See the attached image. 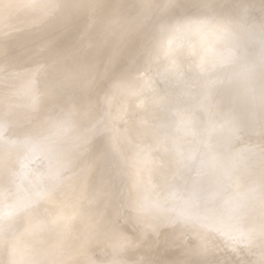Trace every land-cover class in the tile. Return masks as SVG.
Returning a JSON list of instances; mask_svg holds the SVG:
<instances>
[{
  "label": "bare ground",
  "instance_id": "1",
  "mask_svg": "<svg viewBox=\"0 0 264 264\" xmlns=\"http://www.w3.org/2000/svg\"><path fill=\"white\" fill-rule=\"evenodd\" d=\"M76 1L80 6L87 2L20 0L7 10L10 17L18 15L24 33L10 45L0 46L1 69L13 67L22 73L16 81L11 73L7 75L6 91L0 95V129L8 127L0 140V167L10 161L0 173L6 178L7 174L11 176L8 184L3 177L5 184L0 186V192L5 193L0 196V224L4 220L13 230L19 224L31 226L29 233H12L11 254L14 258L18 242H43L40 234L46 232L49 237L57 225L59 235L53 243L67 232L74 237L66 245L61 243L64 246L60 251L59 246L48 247L52 255L40 264H203L206 244L219 236L210 226L242 203L241 197L249 198L245 200L248 208L253 206V191L261 184L258 179L264 177V166L254 172L251 169L252 174L242 169L245 163L264 158V43L260 46L259 41L257 49L251 42L255 34L264 35V0H89L90 7L85 9L88 12L83 14L73 9L71 3ZM104 8L107 11H103L102 20L95 21L96 12ZM30 16H35L37 29L27 28ZM231 16L234 29L223 26L229 22L224 19ZM242 20L261 29L257 33L246 28L249 35L250 31L255 32L245 35L252 37H245L249 43L246 49L240 47L246 40L241 42L240 37L244 36L237 28V22L242 23L240 27L244 24ZM79 24L84 29L78 36L66 32ZM226 28L237 30L235 36L240 41L231 37L232 30L231 36L223 33ZM211 29L219 38L210 42L211 36L208 41L202 38L205 40H200L186 63L188 73L180 75L176 52L195 32ZM38 35L40 38L36 39ZM230 37L241 42L235 47H240L241 55L243 49L250 50L245 57L235 52L239 55L220 67L218 72L225 79L223 85L210 90V99L200 93L201 85L212 81V67L220 62L222 51L230 49ZM68 43L73 45L65 49ZM211 52L210 62L201 64L199 57L202 60ZM53 68L66 70L50 77L48 73ZM160 83L164 87L161 93L155 88ZM189 88H196L198 93L187 95ZM102 90V98L97 100ZM151 101H160L163 106L148 108ZM135 110L138 111L134 115ZM152 119L158 120L157 125ZM194 123L199 132L184 143H176L178 135ZM4 142L24 144L16 155L23 154L26 159L21 163L18 158H5ZM39 144L42 145L38 147ZM27 145L34 147L30 151ZM44 147L58 151L56 159L61 163L83 156L69 178L56 179L60 186L53 178L54 183L48 187H39V175L29 177L32 186L30 181L20 179L24 160L29 161ZM196 148L197 152L201 150L200 156L195 155ZM180 156L181 161L176 162ZM51 188L56 189L47 201L55 204L59 199L61 209L51 216L45 212L40 216L30 214ZM212 189L217 191L213 199L208 195ZM62 190L68 192L64 198L60 197ZM126 191L134 202H140L134 214L122 209ZM163 196L167 205H162ZM203 199L205 205L197 208ZM224 199L228 202L225 206L221 205ZM256 204L259 208L250 212L249 221L261 216L259 212L264 213L260 208L264 194ZM10 212L15 214L7 218ZM60 214L65 218L69 215L70 223L67 219L68 222L57 224ZM75 221L77 225L70 231V224ZM3 228L0 226L4 232ZM257 230L256 241L240 246L239 264L248 261L253 245L264 257V224L258 225ZM180 231L185 237L191 236L195 244L184 247L178 238ZM6 238L0 235L1 246ZM175 242L178 256L186 258L167 256ZM12 255L5 259L11 260Z\"/></svg>",
  "mask_w": 264,
  "mask_h": 264
},
{
  "label": "rangeland",
  "instance_id": "2",
  "mask_svg": "<svg viewBox=\"0 0 264 264\" xmlns=\"http://www.w3.org/2000/svg\"><path fill=\"white\" fill-rule=\"evenodd\" d=\"M19 1L20 0H12V1H9V0H1V2H0V4H1V7H0V46H8V45H10L11 43H13V41L19 39L21 37V35L24 33L23 32V26H22L21 20L18 18V15H15V16H12V17H10V16L7 15L8 8H11L12 6L15 7L16 4L19 3ZM86 1L87 2H84L83 1V4L85 6L84 5L80 6L79 4L77 5V3H80L78 1H76L74 4L71 3V2L70 3L72 4V7L74 6L73 9H77L76 10V13L83 14L84 11L85 12H88V10H85V9L88 8V7H90V3H91L89 0H86ZM91 1L92 2H95L96 0H91ZM111 1H113V0H111ZM111 1L106 0L105 2H111ZM118 7H120V5H118ZM104 10L107 11L105 8L102 9V11H100V12L97 11L93 19H95V17H96L95 21L96 20L101 21L102 20V17L104 16V12H103ZM81 12H83V13H81ZM83 17H85V15H83ZM233 18L234 17L231 16L228 19H224V20L229 21L231 24H229V22H226L227 24L225 23L226 25L224 24L223 26L224 27L228 26V28H229L230 25H231L232 26L231 28L234 29L233 26L234 25L236 26V24H235V22H234L235 20H233ZM29 19H31V20L27 22V24H26L27 28H31V29L36 28L37 21H36L35 16H30ZM231 19L234 22V25H232L233 23L230 21ZM244 21L245 20H242V22H244ZM239 22H237L238 23L237 24V28L239 26L238 31L239 32L240 31L243 32V33L242 32L239 33L240 35L243 34L242 36H244V37H242V38L248 37L249 39H251L252 37L250 38L249 36L253 35V33L255 34V32L258 33V31H256V30H260L261 31V29H258V28L256 29V27L249 26V24H250L249 22L246 24L247 20H246V22H244L243 25H241V27H240L239 24H242V23H239ZM245 24H246L247 27L245 26ZM224 27H222V28H224ZM242 27H243V30L245 29L244 31L242 29L239 30ZM248 27L249 28H253L255 30V32H251L250 31V34L252 33L251 35H249V33H246L248 31V30H246V28L248 29ZM228 28H226V31L223 29L222 30V31H224L223 33L226 32L227 35H230V34L232 35V31H233L234 37H233V35L232 36L230 35V36L233 39H235L236 41H237V39L239 41L241 39V42H243V40H246L247 39V38L242 39L240 37V35H239L240 39L237 38L238 35L235 36V34H237V32H238L236 30V28H235L236 32L234 30H232V29H230L229 31H227ZM83 29H84L83 28V25L82 24H79V25H76L71 31H66V32H71L72 35L78 36L79 34L82 33ZM253 29H249V30L254 31ZM230 31H231V33H229ZM246 34H248L249 36L248 35L245 36ZM259 34H262V32L261 33L259 32ZM256 35L257 34H255L253 36L254 38L252 39L251 42L252 43L254 42L255 43L254 45L257 48V47H259V46H257V43L259 41H261L260 44H259L260 46H261V43L262 42L264 43V35H257V37H255ZM210 36H211V38H209ZM259 36H260V38H258ZM207 37L209 38V42H210L213 39H215L216 37L219 38V35L217 36V32L215 30H213V29L208 30V31L207 30H202V32L201 31L195 32L194 34L191 35L189 42L182 48V50L181 51L179 50L178 52H176V54H177L176 55L177 61H178L179 65H180V67H181V71H179L180 72V75L185 76L188 73L189 68H188V66H187L186 63H188L190 61L191 55L194 52H196V48H197L198 44L200 43V40H205L206 39L205 41H208V38ZM261 37H263L262 38L263 40H261ZM35 38L36 39L37 38H40V35H38ZM202 38H205V39H202ZM227 38H229V37H227ZM232 38H231V40L229 42H231V45H233V47L231 45H229V42H228L227 45L230 47V49H228L225 52L222 51V54L219 55V56H221L220 62H218V59L216 57V61L218 63H221V64L218 65V63H214V65L212 67L213 68L212 71H214V72H212L210 75H213L214 77L212 78V81L210 80L209 82L215 83L216 86L218 84L219 85L220 84L223 85V81L225 79V78H222L221 75L218 72V70H220V67L223 68L222 65H226V64L231 63V59H233V57L236 54L235 52H239L240 55H241V52L242 51H241V49H239L240 47L241 48H244V49L248 48V44L249 43H247L248 42L247 40L245 41L246 44H244L245 42H243V44H244V45L242 44L243 47L240 44L241 42L239 43V41H238L237 43L240 44V47L239 48H236V49H239V50H236L235 47H237V45H236L237 43ZM257 38H258V40H257ZM255 39L257 40L256 42H255ZM232 42H235V44H232ZM56 43H57V41H55L53 43V45L56 44ZM72 45L68 43V44L65 45L64 48L67 49V48L71 47ZM252 45L250 43L249 47L250 46L251 47L254 46V45L253 46ZM244 49H243L244 55H241L240 57H242V56L245 57L246 56V54H245L246 51ZM249 50L246 53H249ZM252 50L254 52L256 49H254V47H253ZM239 53H237L236 56L239 55ZM212 54L213 53L211 52L208 57H207V55H205L202 58V60L200 59L201 57H199V60H200L201 64H204L206 62L205 63V65H206L208 62H210V59L209 58L212 57L211 56ZM28 57H30V56H27L25 58H28ZM199 60L197 59V61H199ZM194 62H195L194 64L196 65V61L195 60H194ZM190 65H193V64H190ZM217 67H218V69H217ZM64 70H66V69H64ZM64 70H60V69H57V68L54 69L53 68L51 70V72L48 73V74H49L50 77H56V76H60L61 75V72H63ZM10 73L13 75L12 76L13 81L18 80L22 76V73L20 71L19 72H16L13 67H11L10 69H8V68H2L1 69V67H0V95H2V93L4 91H6V86L7 85H5V83H4V78L7 75H11ZM189 73H191V71ZM227 76H228V74H227ZM36 80H37V78H36ZM98 86H100V85H98ZM155 88L160 93L164 89L163 84H161V83H160V85H156ZM189 90L190 91L188 92L187 95H189V96L191 95L193 97L196 94V91H195L196 88H193V89H190L189 88ZM89 93H90V88H88V91L86 92V95L88 96ZM102 94H103V90L100 91L99 94L97 95V100H99V99L102 98ZM90 104H92V102ZM93 104H94V102H93ZM146 106L148 108H151L152 109V108H155V107L157 108V106L158 107H162L163 105L161 106V102L160 101L159 102H157V101H151V102H148ZM137 111L136 110L134 111V115L136 114ZM138 113H137V116H134V118L135 117L136 118L138 117ZM141 113L142 112H140L139 114H141ZM141 115H143V114H141ZM195 115L196 114H193V117H196ZM134 118H132V120H135ZM114 119H116L115 118V115H114ZM154 120H155V122L153 121V119L151 121H153V123L155 125H157V123H158L157 121L158 120L157 119H154ZM122 122H125V121L123 120ZM152 124H151V126H152ZM154 124H153V127L152 128L155 131L156 130V126ZM145 125H147V124H145ZM199 130H200V128L196 127V124L195 123L192 124L191 127L186 132H184L183 135H178L177 140H176V143H181V142L184 143V141H186L187 138L189 140V139H191L193 137V135L195 136L196 133L199 132ZM6 131L8 132V127L7 128L6 127H1V129H0V132H1L0 133V140L2 139L1 136L4 135V133H6ZM155 133H157V132H154V135H155ZM5 144L7 146L6 148L3 149L5 151V153H4L5 158L6 157H7V159L12 158V161L14 159L18 158L19 162L22 163V160H23V158H25V156L23 154H20L22 156L21 157H17L16 152H18L20 146H24V144H22L21 142L19 144H13V143L11 144V142L10 143H8V142L5 143L4 142V145ZM194 144L192 143L191 145L194 146ZM40 145H42V144H39L37 146L39 147ZM27 146L30 147V149H29L30 151L34 147V145L33 146L27 145ZM194 147L189 146V148H193V150L195 149ZM112 148L113 149L115 148L114 143H113ZM197 148H196V153L199 154L200 153L199 152L200 149H198V152H197ZM47 149L48 148H45L44 147V148L41 149L40 153H38L36 156H34L33 158H31L29 161H27V160H24L26 162L23 161L24 164H22V165H24L25 168L24 167L22 168V173H20V175H21L20 176L21 177L20 179H23L24 181L27 180L26 182L30 181V184L29 185L32 186L33 183H32V179H30V178L33 177V176L39 175V177L37 178V181L39 182V187H48L50 184L54 183L53 178H55V182H57L56 179L58 177H61L63 179L69 178L71 176V174L78 169V167L80 166L79 163L83 159V156H81V157L74 158V159H68L67 162L61 163L60 161H58L56 159L57 152L58 151L54 150V152H53L52 149H49V151H47ZM30 151H28V152H30ZM196 153H195L196 156H200V154L197 155ZM84 156H86V155H84ZM118 158H119V160H121L123 162V157L121 155ZM175 161L176 162H180L181 161V156L175 158ZM9 162H10L9 160H7V162L5 161V163H3L1 165L0 171H2L3 168L7 164L9 165ZM27 162H28V164H27ZM260 166L261 167L264 166V158L261 159V160L258 159L257 162L254 161L253 163H245L243 165L242 169H243L244 172L249 171V173H250L251 169L254 172L256 170L255 168H258L259 169ZM30 167L31 168H34L32 172H30V169H31ZM61 168H63V169H61ZM26 169H28V170H26ZM44 171H46L47 173L46 172L44 173ZM252 171H251V174L253 173ZM30 173L31 174L32 173H36V174L31 176ZM0 174H1L0 175V186L2 187V184H5V183L8 184L9 183V180H11V176L9 177L8 174H7V178H6V177H4L5 176L4 173H0ZM5 174H6V172H5ZM192 174H194V173L192 172ZM3 177L5 178V183L2 181V178ZM263 179H264V177H262V179L261 178L258 179V182L261 183V184L258 185L255 188L256 190L253 191L254 198H253V201L250 203L253 206H251V207L248 208V204L245 202V200L246 199H249V198H247V197H241L240 200L242 201V203L238 204L235 209H233V210L230 209L228 212L224 213L222 215V218H221V221L220 222L216 223L214 226H210L211 229H213V230H215V231L218 232L219 236L216 235L214 238H211V240L206 244V247H205L206 250L204 251V254H203L204 255L203 256V260H204V263L203 264H239L240 262H242L241 261V257L239 256V251H238L240 249V246H242V244H244V243L245 244H251L252 241H256L258 239V238H256V236H257V234H259V231L257 230L258 225L264 224V213L261 214L259 212V214L261 216L255 217L252 221L250 220L252 226L249 227V229H248V224L250 222L249 219H248L250 217L249 214L253 210L257 211V209L259 208V206L256 204V202L258 203L259 202V199H260V195H263L264 194V181L262 182ZM26 182L24 184H26ZM57 185L60 186L61 183L60 182H57ZM9 186H7V187H9ZM20 187H22V186H20ZM55 189L56 188H51L50 189V192H48L46 194L47 196H45V198L42 199V202L37 203V205H35L32 208L30 214L40 216V213L41 212H45L47 216H51L53 213H56L57 210L59 211V208L61 209V206H62L61 205V201H59V199L56 200V201H58L57 203L55 201V204L56 205L55 204H52V203H50V202L47 201L48 198H50L49 196H51L55 192ZM62 191L60 192V194H61L60 197L64 198L65 195L68 192H67V190H64L63 192ZM2 192H4V191L2 190ZM3 194H5V193H1L0 192V196H2ZM10 195L8 193H6L7 198L10 197ZM208 195H210L211 196L210 198L213 199L214 196L217 195L216 189L210 190ZM160 197L162 198V195H160L158 197L159 198L158 199V202L160 200ZM72 199H73V197H72ZM3 200H5V199H3ZM7 200H8V202L11 201L9 199H7ZM166 200H167V198L164 197V200L162 201V205L163 204L167 205ZM226 200L227 199H224L223 201H225V202H224V204H221V205H224L225 206V204L228 203ZM161 201H160V203H161ZM139 205H140V202H134L132 195L128 194V192L126 191L125 192V196H124L123 205H122V209L124 210V212L127 213V214H134V212H136V210L139 207ZM196 205H197L196 206L197 208H200V207L202 208L205 205V199L198 201V203ZM260 208L261 209H264V205L262 207H260ZM14 214H15L14 212L13 213H11V212L8 213L7 214V218L13 217ZM68 217H70V216L67 215V217L65 218L64 215L60 214L58 220L56 221V223L57 224H61L62 222H66L67 219H68ZM72 218H74V217H72ZM70 221H71V219L69 220V223H70ZM1 222H3V223H1L0 226H4V228H3L4 232L0 230V235L3 234L5 237L7 236L8 239L7 238L5 239L4 244L2 246L0 244V247H1L0 248V264H40L41 262H45L46 260L49 259V255L51 254L50 253L51 252V250H50L51 247H53L52 249H55V248H57L59 246L57 249L60 251L62 249V247L64 245H66L72 239V236H73V234L71 232H67V235L63 239L60 240L61 242L60 241H55V243H53V240L56 239L54 237H58V235H59V233H58V227L56 225V226H54V228L51 229V235H49V237H47V233L46 232H44L43 234H40V235H42V237H44V241L41 242V243H39V241L37 242V239L35 241L36 243L35 242L32 243L31 241L30 242L29 241H26V242L25 241L18 242L17 243V246H16V250L17 251L15 252L16 253L15 254V257L13 258V255L11 254V248H12V246L10 247V245L12 243V238H11L12 233H18L19 232L18 235H23L24 233H29L31 226L28 225L27 223H25V224H19V225L15 226V229L13 230V229H11L13 227L12 225L11 226L9 225L7 227V225L4 224V220H1ZM76 225H77L76 221H75V223L70 224V229L69 230L70 231H73V228H75ZM58 226H60V225H58ZM184 227L185 226L182 225V228L181 229H183ZM184 230L186 232V228H184L182 231H184ZM208 230H209V228H208ZM36 232H37V230H36ZM180 235H179L180 237H178V238H180L179 241L182 240V242H184V240L186 239L185 242H184L185 244L181 242V244H183L184 247H188L189 245L192 246L191 243L193 244V240L194 239H192V238L190 239L191 236L185 237L186 235L183 236L182 232H181ZM223 235L225 237H223ZM181 237H183L184 239H181ZM3 239H4V237H3ZM63 242H65V243L62 246L61 243H63ZM48 247L50 248L49 251L47 250ZM247 248L249 249V247H247ZM257 248H258L257 245H253L252 246V249L250 250V253L248 254V258H247L248 261L246 260L247 262L246 263H243V264H249V262H250V264H254V263L256 264L257 261L260 264H264V262L261 263V260H262V257H263V256H261L262 253H259L257 251L258 250ZM177 249H179V248H178L177 242H175L172 245V247H170V252H169L170 254L168 253L167 256H169V257L171 256L172 258H177L178 257V258H181V259L183 257L186 258L183 255L178 256ZM27 254H30V256H28ZM10 255H12V258H11V260L7 261L6 259ZM5 257H6V259H5ZM54 264H56V262Z\"/></svg>",
  "mask_w": 264,
  "mask_h": 264
},
{
  "label": "water",
  "instance_id": "3",
  "mask_svg": "<svg viewBox=\"0 0 264 264\" xmlns=\"http://www.w3.org/2000/svg\"><path fill=\"white\" fill-rule=\"evenodd\" d=\"M214 86H216V84L215 83H213V82H210L209 84H202L201 85V88L203 89L202 91H200V93H205L206 95H208V97L211 99V97H212V92L213 91H211L210 92V90L214 87ZM196 93H198V91L196 90Z\"/></svg>",
  "mask_w": 264,
  "mask_h": 264
}]
</instances>
